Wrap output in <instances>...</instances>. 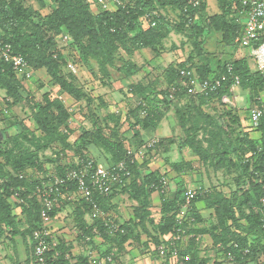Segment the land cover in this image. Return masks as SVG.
I'll return each instance as SVG.
<instances>
[{
  "label": "trees",
  "instance_id": "obj_1",
  "mask_svg": "<svg viewBox=\"0 0 264 264\" xmlns=\"http://www.w3.org/2000/svg\"><path fill=\"white\" fill-rule=\"evenodd\" d=\"M38 1L42 6L47 3L46 0ZM53 1L58 2V8L47 14L44 20L45 28L41 25H35V29L28 32L23 27V19L30 15L29 10L18 0H0V27L2 28L0 29V36L4 41L12 45L13 53H20L26 58L34 71L45 68L51 78V82L59 85L62 92L65 91L76 99H86L90 105L93 102L92 96L82 86L77 84L78 75L66 71V63L69 59L74 57L78 64L80 62L89 64V60L97 61L101 72V85L102 83L107 84L111 82V67H114L115 53H119L121 44L126 46L125 42L129 39L130 45L126 47L127 50H140L147 47L156 50L157 44L163 36L159 31L160 19L155 13L152 20L156 21V25L144 28L141 23V18L146 13L154 12L158 8L155 0H120L122 3L114 10L100 8L101 11L99 12H94L86 0ZM195 1L164 0V2H169L183 10L184 23L193 26L197 33H200L204 30V27L199 24L201 21L196 20V18L201 17L200 15L206 11L207 0H198L199 3L196 5ZM221 2L223 13L221 16H217V19L216 17L213 18L214 23L218 24V30H223L224 39H227L228 42H233L237 47L235 39L244 26L240 21V11L244 6L243 0H221ZM57 29L59 30L58 33H66L72 38L69 51L68 48H65V50L59 49L58 51L57 46L59 47L58 43L60 42L54 37L48 38L46 30ZM237 56L238 58L235 60H228L223 64L219 63L215 70L208 64L202 65L201 78L227 75V79L217 92L210 94L208 97L204 95L194 97L200 99L208 98L209 100L220 99L222 101L223 95L232 94L230 88L235 74L241 79L239 89L249 92V99L252 100L254 105L264 107V76L257 69H252L254 65L251 64L250 60L252 59L249 56H243L239 53H237ZM229 66L232 67L230 72ZM116 69L118 73H122L123 77L127 78L136 75L139 66L135 62L127 60ZM167 72L170 74L178 73L176 67L172 65L167 68ZM179 75L181 76V74ZM38 81L39 79L35 80V82ZM42 86L44 85L41 83ZM0 88L6 94L4 98L6 107L11 104H23L27 100L29 101L27 102L30 105L32 118L38 131L41 132L37 136L36 131H30L24 124H21L20 132L15 134L10 132L9 134H4L8 130H0V237L6 233L4 225L8 227V225L14 224L15 227V223L11 220V203L8 201L7 195L21 192L20 197L23 199V206L29 213V219L33 220L34 227L31 231V237L34 239V230L41 226L40 209L42 206L35 192H37V189L43 188V183L49 180L47 176L49 170L46 165L53 162L55 168L52 171L56 175L62 176L67 175V168L73 167L67 165L65 161L67 150L73 149L72 144L68 142V136L71 133L70 128H68V122L72 114L68 111L63 99L54 97L51 91H45L41 101L36 100V96L31 91H26L23 82L17 77L11 63L2 58H0ZM136 89L142 97L140 98L142 102L137 109L130 108L131 114L135 119L130 129L141 125L142 129L156 130L158 123L162 121L163 113L157 107L155 100L163 101L169 106L177 101L175 97L169 99L168 96V98L165 97L161 100L158 97L160 92L149 95L146 93V88H143L140 84L135 87ZM165 93L167 92L165 91ZM176 95V98L179 99V93H176ZM7 97H10L12 102L7 100ZM221 104L225 105L224 103ZM225 107V110H227L225 115H229L232 122L230 120V123L221 132V138L217 143V151H223L222 154L231 150L236 151L240 166L244 167L247 172L251 171L252 181L249 189L253 192V195L249 194L250 190L245 192L247 196L246 204L236 208L234 201L229 198L221 197L218 199L219 194L212 188L207 190L206 195L203 191L197 193L192 202L205 198L211 207H215L219 225L222 227L220 234L214 236L215 246L218 251L221 248L225 250V253L230 251L234 254L235 258L231 262L232 264H248L250 262L264 264V202L262 200L264 198V115L260 126L253 128L258 132V137L255 138L248 133H236L234 123L240 122L238 116H233L236 107H229L228 105H225ZM89 109H91L92 113L93 108L89 107ZM4 110L0 109V113H4ZM143 111H145V114L142 116ZM180 115L182 119H185L183 113H180ZM92 118L95 120L94 126L85 128L83 131L81 144L73 149L76 153L75 155L85 159L91 156L95 157L91 154L90 147L96 146L103 152V157H100L101 159L95 158L103 161L106 165L116 164L121 160H127L128 164L131 165L130 159L127 158L126 144H130L137 149L141 148V146L145 147L146 141L142 140L141 132H135L133 134L134 138L125 141L127 139L124 135L125 131L122 132L121 127H118V125L111 126L110 122L115 120V122H118L120 116L110 115L109 117L108 115L101 121L99 117L92 114ZM127 132L130 131L127 130ZM2 135L4 136L3 138L1 137ZM135 138H138L139 141L133 142L132 140ZM188 140L197 154L204 159L207 158L206 151H209L210 148L207 147L206 150L200 141L195 140L194 136H191ZM174 142L175 140L172 137L162 138L156 147L165 153L171 149ZM53 148H56L55 152H53V155L48 156L46 151ZM150 150L152 149H148L147 152L149 153ZM239 151L240 153H238ZM149 159L151 158L149 157ZM149 159L144 164L148 163ZM222 164L220 163V165ZM140 165L141 163L138 160L131 165V177H135L133 185L136 190V199L141 202L135 208V219L142 222L149 217L147 209L149 193L152 190H157V186H161L159 189H163L162 187L165 186L162 195L166 196L164 193L168 185L163 184V177L169 180V176L166 172L159 171L158 168L146 175L145 180L140 185L136 182V178L141 172L138 168ZM171 165L179 175L187 172L184 169V166L187 165L186 163L184 164V161L175 162ZM220 165L216 167L219 168ZM21 174H23V177H21ZM42 175L43 178L41 177ZM129 178H126L125 181ZM186 184L187 181L182 177L174 197L172 199L167 197L162 202V209L165 215L164 222L159 225L162 233L170 230L174 231L181 225L184 228L183 218H181V223L179 224L176 219V213L186 201V191L189 189ZM75 186L74 181L68 180L66 185L60 187L65 190L67 187L73 189ZM114 188L112 193H114ZM138 190H141V193ZM196 190L198 191L199 189ZM112 193L109 196L102 197L96 193L94 198L104 207ZM83 201L82 204L86 211L92 209V202ZM244 206H247L250 210L253 208V212L248 214L243 209ZM57 210L58 207L51 212L53 216ZM74 212L79 218L84 238L87 240V237H90V240H87L88 242H93L94 237L98 233L111 241H116L114 243L124 242L130 235V232L125 228H123L124 232L120 230L114 235L110 234L109 227L100 218L96 220L98 233L93 227L87 229L86 222L83 219L84 210L82 206L76 208ZM242 219L247 221L246 224L242 223ZM19 231V229L14 230L13 235H16ZM235 243L238 246H235ZM58 248L62 251L61 254L56 256L54 251H50L47 258L48 264H71L66 257L67 246L62 243ZM159 248L158 251L160 253ZM246 249H248V252L245 251ZM171 251L173 249L170 248L166 255L170 256ZM188 251L192 254L190 260H185L184 255L180 251V264H209L210 259L208 257H200L194 246L191 245ZM186 253L183 254L186 255ZM28 264L37 263L35 261L30 263V260H28ZM81 264L92 263L87 258L82 257Z\"/></svg>",
  "mask_w": 264,
  "mask_h": 264
},
{
  "label": "rangeland",
  "instance_id": "obj_2",
  "mask_svg": "<svg viewBox=\"0 0 264 264\" xmlns=\"http://www.w3.org/2000/svg\"><path fill=\"white\" fill-rule=\"evenodd\" d=\"M86 1L90 4V7L94 12L101 11L96 0ZM18 2L29 10L30 15H28L26 19H23V27L28 32L35 29V25H41L45 28L44 20L46 19L47 14L58 8V2L53 0H46L47 3L45 6H42L38 0H18ZM163 2L164 0H155L158 8L154 13L160 19L159 31L163 34L161 41L157 44L156 50L150 47L133 51L127 50L126 47L130 45L128 39L125 42L126 46L121 44L119 47V53H115V64L114 67H111L115 76L118 75L116 68L122 65L125 61L130 60L131 62L138 64L139 70L132 80L123 78L121 79L122 82H119V84H122L119 85V87H117V85H111V82L107 83V86L105 84V86L102 87L99 83L101 72L99 70L98 62L89 60V64H86V62H84L85 64H82L81 62L79 63L77 84L82 86V88L92 96L91 98L93 99V102L91 105L87 100L83 99L86 101V107H92L95 112H100L102 117L103 114L111 111L115 106L124 107L126 103L131 105L132 101L128 102L131 93L135 96L137 95L138 98H142L140 93L137 92V89L135 90V87L139 84L142 85L143 88H146V93L149 95L160 92L158 97L161 98V100L165 97H169V99L175 97L177 102L170 106L165 104V102L163 103V101L155 100L157 107L160 108L163 113V118L162 121L158 123L159 125L156 130L150 129L146 131L145 135L147 136V139L145 140L148 141L154 137L159 140L165 137L174 138L175 142L172 145V159L179 160V162L184 161V164H187L184 166V169L187 170L186 173L191 174L194 181H196L198 177V180L200 177L206 179V188H213L214 191L219 194L218 199L221 197L229 198L234 201V206L239 208L240 205L246 204L247 196L245 192L250 190L249 188L252 181L250 175L251 171L247 172L244 167L240 166V160L236 151L231 150L225 154H222L223 151H217V143L221 138L220 134L224 128H226V125L230 123L231 118L229 115H225V111L227 110H225V105L221 104L223 102L220 101V99H200L189 95L183 85L185 78L179 75L180 70L185 68L195 72L196 75L201 78L202 75L200 71H202V65L208 64L215 70L219 63L223 64L228 60H235L238 58L236 45L233 42L231 43L228 42L227 39H224L223 30H218V24L214 23L213 18L216 17L217 19V16H221L223 13L222 2L221 0H207L206 11L204 14L200 15L201 17L196 18V20L201 21L199 24H202L204 27V30L200 33H197V30L193 26L184 23L183 10L169 2ZM241 19L245 22L247 16H242ZM218 21H220V19H218ZM0 29L2 28L0 27ZM58 32V29L46 30L48 38L54 37L59 42L62 40L61 34ZM62 42H64V44L61 42L58 43V51L59 49L65 50V48H68L69 51L72 42ZM72 59L74 60L75 58L72 57ZM250 62L254 65L252 69L255 70V63L252 60H250ZM171 65L176 67L178 73L170 74L167 72V68ZM37 76L38 75L35 74L32 77V80H29L30 82L26 83L25 89L26 91H31L36 96V100L41 101L43 93L45 91L52 92L53 89L51 88L52 86L49 84V78L46 75L45 79H40L38 82H35L33 78ZM41 78H43V76ZM40 81L44 86L41 87V83L39 84ZM90 81L92 83L94 82L93 85L95 88L87 86L88 84L90 85ZM132 81L135 82L132 85L134 88L132 91L130 90L129 94H127V92L124 91V88L127 87H124L123 85H130L132 84ZM174 85L179 89H177V92L171 97L170 94L172 86ZM33 87L34 89H32ZM165 91L167 93H165ZM176 93H179V99L176 98ZM236 94L238 96L236 101L237 107L233 116H238L240 122L234 123L236 128L235 131L240 134L248 133L256 138L258 137V132L251 128V123L248 117L249 108L254 105L252 100L249 99V92L239 89L236 91ZM60 95H62V93L53 94L55 97H59ZM102 96L108 98V102L105 101V104H107V107L105 108H101L99 97L102 98ZM7 98V100H12L10 97ZM27 101L20 105H8V108L4 107L6 106L4 98L0 99V109H7V112L0 113V130H8L7 132L5 131L4 134H9V132L11 134L18 133L21 130V124H24L30 131H36L37 136L40 135L41 132L38 131L36 127V123L32 118V113L29 108V101ZM136 102L133 103L136 105L133 109H137L141 104H136ZM68 103L70 104L71 102L69 101ZM79 108L81 109V105ZM80 109H76V111L81 112ZM180 113H183V117L186 120L182 119ZM81 124L85 128H91L93 125L92 117L90 119L87 117V119L78 124L74 116L73 120L70 121V126L68 123V128H71L72 126L73 131H76L82 129ZM122 130H126L125 133L127 130L131 131L130 128H121V131ZM129 136L130 137L126 136L127 139H125V141L135 137L133 134ZM191 136H194L196 141H200L205 149L207 147L210 148L209 151H206L207 149L205 150L207 152V158H202L193 150L188 140ZM1 137L3 138L4 136L2 135ZM239 146L241 145L239 144ZM55 149L56 148L47 150L46 154L48 156L53 155ZM162 152L163 151L157 147L149 151L148 157L151 159L149 163H146L147 165L145 164L147 170L155 168V166L159 167L160 164H163V158L165 155ZM238 153H240V151ZM220 163L223 164L220 165ZM217 165H220V167L217 168ZM54 166L53 162L46 165L49 172L55 168ZM194 187L196 186L194 185ZM20 193L16 192L12 195H7V199L11 203L10 215L13 223L17 221L16 217L19 215L18 212L17 214L15 213L16 210L21 208L24 204L23 199L20 197ZM249 194L253 195V192L250 190ZM243 209L246 210L245 212L248 214L253 212V208L250 210L247 206H244ZM23 210L24 209H21V211ZM25 213L29 216L28 211H25L24 214ZM216 220L218 224L217 217ZM4 228L6 229V233L2 236L3 243L5 242L9 244V247L13 249L14 244H16L14 239L15 235H13V233L17 228L16 226L14 227V224L8 225V227L4 225ZM180 245L181 243L178 246L179 249ZM207 249L208 248L206 247V250ZM31 256L32 255L29 256V260L30 263H33L34 258ZM219 256L221 259L220 263L231 264L232 261L228 258L224 249L220 248Z\"/></svg>",
  "mask_w": 264,
  "mask_h": 264
},
{
  "label": "crops",
  "instance_id": "obj_3",
  "mask_svg": "<svg viewBox=\"0 0 264 264\" xmlns=\"http://www.w3.org/2000/svg\"><path fill=\"white\" fill-rule=\"evenodd\" d=\"M35 74H37L38 76L34 77L33 80L45 79L46 76L49 78V84H51V88L54 91H52V95L55 93H62V95H60L59 97L63 99L68 108V111L72 114L68 122L69 126L70 121L73 120L74 116L75 120L79 124L83 120L87 119V117H89L90 119L92 117V114H95V116L99 117L100 120H103L108 115L109 117L110 115L116 117L120 116V120L118 122H115L116 120L110 122L111 126L118 125V127H121L122 129L130 128L132 122L135 120L131 114L130 108L133 109L134 107H136V105L133 104L136 101L138 102H136V104H140L141 99L138 98L137 95L135 96L133 93L129 95L128 102L132 101L131 105H128L126 103L124 107L115 106V108H113L111 111L103 114L102 117L101 113L95 112L94 109L91 113V109H88L89 107H86L85 105L86 101L84 100L86 99H76L69 93L65 91L62 92L59 85L53 84V82H51V78L45 68L36 70L34 75ZM117 74L118 75L115 76L114 73L111 72L112 77L110 81L111 85H117V87H119V85H122L119 84V82H122L121 79H126V77H123L122 73L117 72ZM42 76L43 78H41ZM134 77L135 75L127 77V79L132 80ZM21 81L23 82L24 86H26L27 82H30L29 80ZM93 83L90 81V85L88 84L87 86H91L92 88L94 87ZM99 83L100 86H105V84L103 83L101 85L100 80ZM133 83L135 82L132 81V84ZM132 84H127V86H125V84L123 85L124 87H127L124 88V91L127 92V94H129L130 90H132ZM32 89H34V87ZM5 97V91L0 88V99ZM99 98L101 108L107 107L105 101L108 102V98H106L105 96ZM69 101L71 102L70 104L68 103ZM80 105L81 109L79 108ZM76 109H80L81 112H77ZM4 111L7 112V109H5ZM94 121L95 120H93L92 118V126H94ZM81 128L82 129H78L76 131H73L72 126L70 128L71 133L68 136V142L72 144L73 149L81 144V138L85 127H83V125L81 124ZM109 129L108 131L110 133ZM130 130V132H126L124 133V135L130 137L129 135L140 131L142 140L147 139V136L145 135L147 129H142L141 125H137ZM122 132L124 131L122 130ZM137 140L139 141L138 138L133 139V141ZM145 141L147 142V140ZM73 149L69 151L73 152V154H76ZM90 151L91 154L96 158L103 157V152L100 151V149L96 146H91ZM148 155L149 154H146L144 158L139 157L138 159L139 163H141V165L138 167L141 172L136 178V182L142 185V182L145 180L146 175L158 168L159 171L163 173L166 172L169 176V180L167 183L168 187L166 192L164 193L166 196L162 195V192L159 190H152L147 197L149 201V204L147 206L149 217L142 222H140L138 219H135V208L138 207L141 202L139 199H136V190L135 186L133 185V181L135 179L134 176L129 178L122 184H116L114 193H112V195L109 197L104 207H102L100 204L101 208L106 211V214L112 221L118 223L122 228H125L130 232L129 237L124 240V242L114 243L116 241H111L101 235H96L93 242H88L84 238V235L82 233L83 230L81 229L82 227H80L79 224V218L77 217V214L74 212V210L82 206V209L84 210L83 219L86 222L87 229L89 227H93L94 230H96L98 227V225L96 226V220L100 218L105 222L104 218L96 215L93 209L86 211V208L82 204L84 201L77 200L74 196L75 192L73 190L68 194V198H64L61 201L60 205L58 206V210L53 216V220L50 222V225L55 230V235L59 240V245L63 243L65 246H67L68 249L66 253L70 254V257H68V259L71 264H81L82 257L87 258V260L90 262L92 256H99L101 260H103V258L110 254L113 255L114 261L106 262L105 264H180V262L176 263L175 260L171 259V256L160 255L158 251L159 246L162 243H166L171 238V235L174 232L170 230L162 233L159 229V225L165 220V215L162 209V202L167 197L168 199H172L174 197V194L178 188V183L180 182L182 177H184V179L187 181V187L194 188L195 190L199 189L198 191L196 190L197 193L203 191L206 195V192L209 189L206 188V179L200 177V179L198 180V177V181H194L191 174L183 172L179 175L176 170L172 168V163L179 162V160L172 159V146L168 152L164 153V162L163 164H160L159 167L155 166V168L149 170L145 168L146 166L144 162L149 159ZM149 162L150 161H148V163ZM194 185L196 187H194ZM138 192L141 193V190H138ZM21 209L24 210L21 211ZM25 211H27L25 207L21 206V208H18L15 212L16 214L17 212L19 213V215H17L16 217L17 221L15 222V226L20 231L14 236V239L16 241V244H14V248L11 249L9 247V244L5 242L3 243V238L0 237V264H28L29 256L32 255L31 257H33L34 239H32L31 237V231L34 227V224L32 223L33 220H30L29 216L26 213L24 214ZM181 217H183L184 220L183 224L184 229L186 230V236L184 241L180 245V251L181 254L184 255L185 260L191 259L192 254L188 251V248H190V246L192 245L199 252L200 257H208L210 259L209 264H223L220 263L221 259L218 255L219 251L215 246L214 239V236H218L220 234V231L222 230V227L219 225V220L217 224V214L215 207H211L205 198L198 199L196 202H192L191 207L187 208L182 205L180 210L176 213L177 221L180 220L181 222ZM246 222L247 221L245 219H242V223L246 224ZM22 232L26 234H23ZM206 247L208 248L207 250ZM210 250L212 253L210 252ZM59 251L62 252L61 250ZM185 252H187L186 255L183 254ZM248 264H254V262H250Z\"/></svg>",
  "mask_w": 264,
  "mask_h": 264
},
{
  "label": "built area",
  "instance_id": "obj_4",
  "mask_svg": "<svg viewBox=\"0 0 264 264\" xmlns=\"http://www.w3.org/2000/svg\"><path fill=\"white\" fill-rule=\"evenodd\" d=\"M97 4L101 9L114 10L122 2L120 0H96ZM199 1H195V5ZM243 8L241 9V17L247 16V20L243 23V30L236 37L237 53L243 56H249L255 63L256 69L264 76V0H243ZM154 12H148L141 18V23L144 28H148L150 25H156V21L152 20ZM240 17V18H241ZM61 40L65 42H72L68 34L62 33ZM59 41L64 44V42ZM0 58L11 63L17 77L21 80H30L35 71L31 68L26 58L20 53H13L12 45L4 41L0 36ZM67 71L74 74L79 72V64L73 59H69L66 63ZM232 67L229 66V72ZM180 74L185 78L183 85L187 89L188 93L193 96H206L217 92L227 79V75L211 76L206 78H200L195 72L187 69H181ZM234 81L230 88L232 94H225L222 96V102L229 107H237V94L239 90L241 79L238 75L233 76ZM178 87L172 86L171 97L177 92ZM236 94V95H235ZM233 96V97H232ZM145 114V111L142 113ZM264 115V107L260 105H254L249 108V120L252 128H258L261 124V120ZM158 138H152L146 142L145 147L139 149L133 148L130 144H126L127 158L130 159L131 165L135 163L139 157H145L148 153V149H155L159 143ZM65 161L67 165L73 167L67 168V175H56L53 171H50L47 175L49 180L43 183V188L37 189L35 192L36 196L40 200L42 206L40 209L41 215V226L34 230V261L37 264H48V254L50 251H54L56 256L60 255L61 252L58 250L59 240L56 238L55 230L50 225L53 220L52 211L56 209L64 198L69 197V193L73 190L75 192V198L77 200H87L92 202V209L95 214L104 218L106 226L109 227L110 234L114 235L117 231L124 232L121 226L112 221L106 214L99 202L95 200L94 196L98 193L102 196H109L113 191L116 184H122L126 178L132 176L131 165L128 164L127 160H121L116 164L106 165L103 161L97 160L95 157L80 158L73 152L67 150ZM23 177V174H21ZM43 178V175L41 176ZM71 180L75 182V187L70 189L69 187L62 190L60 186L66 185L67 181ZM168 180L163 177V184L166 185ZM154 186V185H153ZM157 186V185H156ZM155 186V187H156ZM157 190L164 192L165 186L156 187ZM73 192V193H74ZM196 190L189 188L186 191L185 207H191L192 200L196 197ZM264 202V198L262 199ZM183 218V217H181ZM179 224L181 223L178 220ZM182 226V225H181ZM177 227L174 230L171 238L160 245V254L166 255L171 251V259L179 262L180 249L179 244L182 243L186 236V230L183 227ZM97 232V231H96ZM98 233V232H97ZM99 235V233L97 234ZM90 240V237H87ZM238 246L237 243L234 244ZM57 249V250H56ZM248 252V249L245 250ZM228 258L233 261L235 256L232 252L227 253ZM66 257H70L69 253H66ZM113 255L110 254L103 258L99 256L91 257L93 264H105L106 262H112Z\"/></svg>",
  "mask_w": 264,
  "mask_h": 264
},
{
  "label": "bare ground",
  "instance_id": "obj_5",
  "mask_svg": "<svg viewBox=\"0 0 264 264\" xmlns=\"http://www.w3.org/2000/svg\"><path fill=\"white\" fill-rule=\"evenodd\" d=\"M141 102H142V101H141ZM141 102H140V103H141Z\"/></svg>",
  "mask_w": 264,
  "mask_h": 264
}]
</instances>
